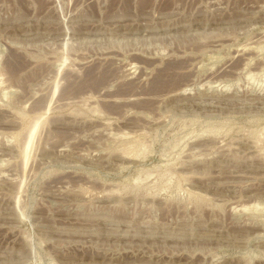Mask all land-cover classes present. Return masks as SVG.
Returning a JSON list of instances; mask_svg holds the SVG:
<instances>
[{
    "label": "rangeland",
    "instance_id": "obj_1",
    "mask_svg": "<svg viewBox=\"0 0 264 264\" xmlns=\"http://www.w3.org/2000/svg\"><path fill=\"white\" fill-rule=\"evenodd\" d=\"M0 264H264V0H0Z\"/></svg>",
    "mask_w": 264,
    "mask_h": 264
},
{
    "label": "bare ground",
    "instance_id": "obj_2",
    "mask_svg": "<svg viewBox=\"0 0 264 264\" xmlns=\"http://www.w3.org/2000/svg\"><path fill=\"white\" fill-rule=\"evenodd\" d=\"M142 2V1H141ZM143 6V5H142ZM14 60V59H13ZM16 60V59H15ZM22 62V61H21ZM23 64V63H22ZM15 67V66H14ZM169 68V67H168ZM15 72V71H14ZM102 77V76H101ZM82 78V77H81ZM80 78V79H81ZM103 78V77H102ZM104 78H106V76L104 77ZM19 79V78H18ZM85 79V78H84ZM101 79V78H100ZM99 81V80H98ZM83 82V81H82ZM73 83V82H72ZM87 83V82H86ZM92 84V83H91ZM97 84V83H96ZM72 85V84H71ZM75 85V84H74ZM80 86V85H79ZM91 86V85H90ZM170 86V85H169ZM72 87H74V86H72ZM77 87V86H76ZM80 88H82V87H80ZM88 88V87H87ZM90 89V88H89ZM71 92V91H70Z\"/></svg>",
    "mask_w": 264,
    "mask_h": 264
}]
</instances>
